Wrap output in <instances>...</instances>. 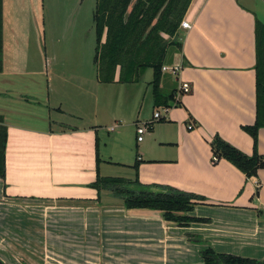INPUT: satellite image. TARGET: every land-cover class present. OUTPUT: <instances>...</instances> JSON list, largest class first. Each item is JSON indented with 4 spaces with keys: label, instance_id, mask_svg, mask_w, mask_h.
<instances>
[{
    "label": "crops",
    "instance_id": "crops-1",
    "mask_svg": "<svg viewBox=\"0 0 264 264\" xmlns=\"http://www.w3.org/2000/svg\"><path fill=\"white\" fill-rule=\"evenodd\" d=\"M261 2L191 0L182 19L188 27H178L181 49L171 62L181 66L175 103L162 120L165 129L159 128L162 124L156 132L149 129L160 146L157 156L145 162L138 152L135 163L139 183L200 198L192 200L187 212L193 220L181 225L159 210L126 208L122 200L94 187L97 174L109 176L104 170L110 166L133 169L125 160L132 144L119 137L120 129L123 117L134 129L157 108L147 73L151 68L143 72V81L121 82L117 67L114 81L105 85L97 80L93 62L91 79L107 86L98 87L102 92L95 102L93 90L74 87L65 97L60 93L52 84L54 70L48 72L53 55H16L6 61L2 52L0 116L6 149L5 176L0 178V263L204 264L200 251L208 246L217 253L263 259L264 125L255 148L245 130L256 121L255 27L264 26ZM87 72L83 79L89 78ZM182 83L189 84L188 92L180 91ZM110 86L123 92V109L120 102L111 125L96 126L91 110L96 104L100 111V101L110 98ZM102 127L115 132L104 154ZM214 139L248 156L256 154L252 174L216 154ZM112 177L133 178L134 170Z\"/></svg>",
    "mask_w": 264,
    "mask_h": 264
},
{
    "label": "trees",
    "instance_id": "trees-1",
    "mask_svg": "<svg viewBox=\"0 0 264 264\" xmlns=\"http://www.w3.org/2000/svg\"><path fill=\"white\" fill-rule=\"evenodd\" d=\"M191 0H95L93 21L97 34L94 63L98 81L110 83L119 67V81L139 80L151 68V96L156 107H170L175 103L176 87L163 92L162 66L181 49L178 27ZM256 121L245 130L257 143V131L264 125V26L256 23ZM104 37V40H103ZM169 63V64H170ZM2 69V0H0V71ZM212 147L245 174H252L257 156H248L222 139H214ZM6 126L0 116V178L5 176ZM215 154V155H216ZM217 158V155L214 156ZM133 179L96 176L95 189L108 190L112 197L122 200L126 208L159 210L162 216L179 225L193 220L187 215L193 201L199 197L172 187L143 185L137 178V163L133 165ZM155 187L160 190H152ZM204 264H264L261 260L215 252L211 247L200 251ZM2 264V263H0Z\"/></svg>",
    "mask_w": 264,
    "mask_h": 264
},
{
    "label": "rangeland",
    "instance_id": "rangeland-1",
    "mask_svg": "<svg viewBox=\"0 0 264 264\" xmlns=\"http://www.w3.org/2000/svg\"><path fill=\"white\" fill-rule=\"evenodd\" d=\"M258 1L263 2L264 0ZM94 9L95 0H2V11L6 13L2 17L3 56L7 61L16 55L29 57L45 53L49 56L53 55L54 62L52 64L51 62L49 63L48 72L51 75L52 70H54L52 84L59 89L60 93L65 97L67 94L73 92L74 87L78 88V92L87 90L91 92L93 90V97H95L96 102L102 92V89H98V87L106 88L107 86H101L104 82L99 81L101 83L99 85L97 81L91 79L97 42V34L93 21ZM82 60L86 62L87 67L84 66ZM261 61L264 64L263 55H261ZM169 63L168 61L165 65ZM86 68L89 78L85 77L83 79ZM147 73L151 74L152 78L151 69L147 70ZM162 73H164L162 78L166 79V81L164 78L161 80L163 92L169 91L173 86L177 88L175 76L171 75L168 71L163 72L162 70ZM143 77L144 75H141V81H143ZM144 78L146 79V75ZM104 84L107 85V83ZM105 88L103 90H106ZM118 91H113L112 87L110 98L107 101H100L103 104L100 111L96 107V104H94L95 111L93 113L91 110L90 117L94 120L96 126L111 125L110 121H113V117H111L112 111L116 110V112H120V106L118 105L120 102V108L123 109V92L119 94ZM101 97L104 98V96ZM118 98L120 99L118 100ZM153 112L165 113L161 106L157 107L154 111H149L147 117L142 121L151 120ZM123 118L126 119L125 117ZM124 119L122 121L125 127L120 129L121 134L119 137L132 144V149L125 160H127L128 164L134 165L139 153H141L140 155L145 162L152 160V158L157 156L156 150L160 146L157 145L149 133L150 131L144 135L143 142L135 145V127L132 129ZM159 124H162L159 128L165 129L166 121H153L151 127L153 126L154 132L157 131ZM105 128H100L98 132L100 138L99 146L103 154L106 149L108 150L110 146L108 142L111 141L110 138L115 134V132H107ZM106 143L108 145L107 148L104 146ZM131 171L128 170L127 172L123 168L113 166L104 170L109 176L124 177L128 173L131 174ZM100 193L103 196H112L108 190H101Z\"/></svg>",
    "mask_w": 264,
    "mask_h": 264
},
{
    "label": "built area",
    "instance_id": "built-area-1",
    "mask_svg": "<svg viewBox=\"0 0 264 264\" xmlns=\"http://www.w3.org/2000/svg\"><path fill=\"white\" fill-rule=\"evenodd\" d=\"M180 26L183 28L188 27V22L185 20H182L180 23ZM181 66L180 64H174V63H170L168 65H163L162 66V70L163 72H169L171 75L176 76L178 71L180 70ZM190 89L189 84L188 83H182L180 86V91L184 92H188ZM161 108H163V110L165 111V113L161 114L160 112H153L152 114V119L149 121H140L137 122L135 124V132H136V140L138 142L142 141L144 135L146 134V132L149 131V129L151 128V125L153 123V121H158V120H164L166 119V112L168 110L169 107L166 106H161ZM192 126L188 125V129H191ZM110 131L113 130V127H110L109 129ZM216 157H213V161H216Z\"/></svg>",
    "mask_w": 264,
    "mask_h": 264
},
{
    "label": "water",
    "instance_id": "water-1",
    "mask_svg": "<svg viewBox=\"0 0 264 264\" xmlns=\"http://www.w3.org/2000/svg\"><path fill=\"white\" fill-rule=\"evenodd\" d=\"M151 189L154 190V191H156V190H160V189L155 188V187H152Z\"/></svg>",
    "mask_w": 264,
    "mask_h": 264
}]
</instances>
